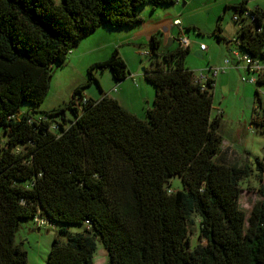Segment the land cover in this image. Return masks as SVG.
I'll return each mask as SVG.
<instances>
[{
  "label": "trees",
  "instance_id": "obj_1",
  "mask_svg": "<svg viewBox=\"0 0 264 264\" xmlns=\"http://www.w3.org/2000/svg\"><path fill=\"white\" fill-rule=\"evenodd\" d=\"M176 1L0 0V127L7 137L0 143V264H29L17 233L37 214L50 228L62 225L47 264H95L98 240L107 264H264V190L247 216L241 182L253 168L219 160L223 113L213 116L214 94L194 83L185 64L190 47H168L162 31L152 35L144 73L155 97L142 115L104 93L94 74L110 68L115 81L128 77L118 49L89 67L65 106L23 111L44 102L54 66L102 25L132 28L144 22L142 7ZM246 1L231 6L245 20L238 46L264 59V11ZM220 20L214 34L224 39ZM93 83L100 99L84 96ZM251 123L264 135L258 90ZM175 176L182 189L170 187ZM197 217L205 243L192 248Z\"/></svg>",
  "mask_w": 264,
  "mask_h": 264
},
{
  "label": "rangeland",
  "instance_id": "obj_2",
  "mask_svg": "<svg viewBox=\"0 0 264 264\" xmlns=\"http://www.w3.org/2000/svg\"><path fill=\"white\" fill-rule=\"evenodd\" d=\"M229 1L238 0H193L192 4L188 6H183V3L177 4V11L181 9L186 11L183 16L176 10L170 9L173 5L160 6L158 7L159 10L151 12V14L154 16L153 22L168 23L165 26L168 32L172 29L169 24L177 17L183 19L186 24L194 21L195 27L187 26L183 33L175 28L171 33L177 39L183 35H187L191 39L193 44L186 56L185 64L198 72L210 67L225 66V58L230 55L232 50L244 53L238 46V31L245 20H234V9L226 8ZM258 5L264 9V0L249 1L250 7ZM145 8L147 7H142L141 12ZM146 13L148 14L149 11ZM219 20L224 30V39H219L214 34ZM134 33L135 30L132 28L111 29L109 27L105 29L101 27L97 29L71 50L65 64L54 66L50 89L44 102L37 106L26 103L23 105V111H35L34 113L38 115L42 114L43 111H51L65 106L71 101L75 89L87 82L89 67L96 62L106 60L115 49H118L129 70L128 77L124 79L129 80L126 83L130 92L128 101L135 105L136 109H144L142 112L144 114L149 107L153 106L155 97V87L146 79L144 73V68L151 65V58L145 52L151 51L152 36L143 34L134 37ZM163 38L166 44L168 40L165 35ZM200 43H205L207 46L202 57L196 55V52L201 50ZM177 45L178 41H175L174 46ZM94 74L98 78L104 93L113 95V87L119 89L118 82L115 81L114 84L110 68H96ZM243 76H250V73H247L245 67L236 65L227 66L226 72L220 74L214 91L213 114L219 109L224 112L220 133L224 139L223 150L227 152L228 160L242 163V166L250 165L253 168L252 175L241 182L240 204L249 216L255 201L261 197L260 190H264V172H260L257 163V159L264 163V135L251 123L253 108L256 103V90L264 98V84L245 82L242 80ZM100 87L97 83H93L84 88L85 98L100 99L103 95ZM66 115L74 117V113L70 109L66 111ZM0 137V143L1 140L6 141L7 139L1 127ZM233 141L246 156L248 155V160H245L244 154L240 155L235 148H232ZM228 146L232 150H229ZM260 174H262L261 177ZM170 187L173 190L182 189L181 178L179 176L173 177ZM196 220L197 225L190 234V246L192 248L201 242L205 243L200 238L198 227L200 219L197 217ZM61 226L59 224L57 228L43 227L38 230L32 220L22 221L17 233V241L22 242L28 251L29 264H47L53 239ZM69 228L71 231L77 232L81 226L70 225ZM94 262L95 264H107L108 262L107 250L100 240L97 241Z\"/></svg>",
  "mask_w": 264,
  "mask_h": 264
},
{
  "label": "crops",
  "instance_id": "obj_3",
  "mask_svg": "<svg viewBox=\"0 0 264 264\" xmlns=\"http://www.w3.org/2000/svg\"><path fill=\"white\" fill-rule=\"evenodd\" d=\"M55 1H57V2H60L61 0H55ZM192 1L193 0H177L176 1V3L173 5V7L172 8H170V9H173V10H176L177 11V4H182L183 3V6H188V5H191L192 4ZM241 1H243V0H238V1H229L228 3H227V5H226V8H232L231 6H233L234 4H237V3H240ZM249 1L250 0H247L246 1V6L248 7V8H250V9H254V8H260V9H262L263 11H264V9H263V7H261V6H255V7H250L249 6ZM147 8H145V10H143L142 12H141V10H140V13H141V15L143 16V18H144V22L143 23H140V24H138V25H136V26H134V27H132V29L133 30H135V33H134V37H137L138 35H143V34H146V35H148V36H152L154 33H156V32H158V31H162L163 33H164V35H165V37H166V39L169 41L170 40V38H175V37H173V35H172V33L171 32H173V30L176 28V29H178V31H180V33L182 32H184V30H186V27L188 26V27H191V26H196L195 25V23H194V21H193V23L190 21V22H188L187 24L183 21V19H181V18H179V17H177V18H175L174 19V21L171 23V24H169L170 25V27L172 28L169 32L167 31L168 29H167V27H165L166 26V24H168V23H166V22H153V20H154V16L151 14V12H155V11H157V10H159V8H152L151 6H146ZM192 10V9H191ZM149 11V13L147 14L146 12H148ZM190 11V10H189ZM177 13H179L181 16H183V15H185V13H186V11L184 10V9H181V10H178L177 11ZM181 20V26H179V25H175L174 24V22H175V20ZM140 25H142V26H140ZM101 27H103V28H105V29H107V28H109L108 26H106V25H102ZM100 27V28H101ZM137 27H139V28H137ZM224 34V33H223ZM175 41H177V38L176 39H174V42ZM229 43V42H228ZM190 50H191V46H190ZM198 52V51H197ZM236 66H239V67H244L243 65H237L236 64ZM203 70V69H202ZM245 70L247 71V73H250L248 70H247V68L245 67ZM220 76V75H219ZM250 76H251V73H250ZM250 76H246V77H250ZM113 81H114V84H115V80L113 79ZM129 81V80H128ZM128 81H126V80H122V81H116V82H118V88L119 89H117V87H113V89H112V92H113V95H110V93H107L109 96H111V97H113V98H116V99H118L119 100V102L122 104V105H124L126 108H128L130 111H132L133 113H135V114H137V115H142V112H143V110L141 109V110H138V109H136L135 108V105H133V104H131L129 101H128V98H129V96H130V92L128 91V89H129V87L127 86V82ZM115 86H117V85H115ZM116 88V89H115ZM260 93V92H259ZM260 96H261V94H260ZM261 99H262V101H263V103H264V98L261 96ZM255 105H256V103H255ZM254 105V106H255ZM150 108V107H149ZM218 111V110H217ZM215 115H217V112L215 113V114H213V116H215ZM223 118H224V112H223V114H222V122H223ZM223 137V136H222ZM232 141V140H231ZM235 141H233V143H234ZM223 145H224V139H223V143H222V148H221V153L219 154V156H218V158H219V160L220 161H223V162H226V163H235V164H238V165H241L242 166V163H238V162H230L229 160H228V157H227V152H224V150H223ZM232 148H235V150L236 151H238L239 152V154L240 155H243L244 154V152H242L241 151V148L239 149V147L237 146V144H233V147ZM232 148H230L229 146H228V149L229 150H232ZM245 155V154H244ZM246 156V155H245ZM245 160H248V155L246 156V158H245ZM250 162V161H249ZM39 230V229H38Z\"/></svg>",
  "mask_w": 264,
  "mask_h": 264
},
{
  "label": "built area",
  "instance_id": "obj_4",
  "mask_svg": "<svg viewBox=\"0 0 264 264\" xmlns=\"http://www.w3.org/2000/svg\"><path fill=\"white\" fill-rule=\"evenodd\" d=\"M249 14L247 13L246 16ZM254 16H251L253 19ZM235 21H240L241 17L239 15H234ZM175 25L181 26V20H175ZM178 44L181 47H190L193 42L187 35H183L177 39ZM200 49L204 52L207 50L205 43H200ZM146 55L149 54V51L145 52ZM243 65L251 73L250 77L243 76L242 80L245 82L257 83L261 78H264V59L253 57L249 53H240L237 50H232L230 55L225 58V66L221 67H210L209 69L199 70L194 72V83L197 85L201 92L213 93L217 84V79L221 73H225L227 66L231 67L233 65ZM218 114H222L223 111L219 109ZM33 223L35 227L41 230L43 227H51L49 221L45 216L40 214L35 215L33 218Z\"/></svg>",
  "mask_w": 264,
  "mask_h": 264
},
{
  "label": "water",
  "instance_id": "obj_5",
  "mask_svg": "<svg viewBox=\"0 0 264 264\" xmlns=\"http://www.w3.org/2000/svg\"><path fill=\"white\" fill-rule=\"evenodd\" d=\"M173 43H174V39L170 38L169 43L167 44V46L170 47ZM196 55L199 56V57H202L203 56V51L200 50V51L196 52Z\"/></svg>",
  "mask_w": 264,
  "mask_h": 264
}]
</instances>
